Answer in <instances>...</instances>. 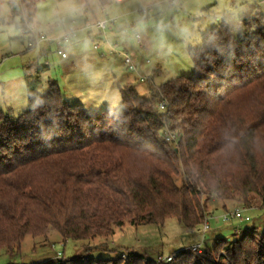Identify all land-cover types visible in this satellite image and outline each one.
Instances as JSON below:
<instances>
[{
    "label": "trees",
    "instance_id": "obj_1",
    "mask_svg": "<svg viewBox=\"0 0 264 264\" xmlns=\"http://www.w3.org/2000/svg\"><path fill=\"white\" fill-rule=\"evenodd\" d=\"M43 1H7L20 36L31 33ZM238 24V33L224 19L201 33L200 44L187 49L191 76L149 86L148 97L121 87L119 112L71 103L44 78L46 62L24 65L27 108L16 116L0 111V251L18 252L25 236L51 230L90 241L126 224L162 226L174 218L193 231L208 217L209 202L217 203L212 212H227L226 201L237 196L244 207L262 209L264 15L257 10ZM232 232L200 254L170 253V262L127 252L37 264H264V230Z\"/></svg>",
    "mask_w": 264,
    "mask_h": 264
},
{
    "label": "rangeland",
    "instance_id": "obj_2",
    "mask_svg": "<svg viewBox=\"0 0 264 264\" xmlns=\"http://www.w3.org/2000/svg\"><path fill=\"white\" fill-rule=\"evenodd\" d=\"M7 1L4 0L5 15L0 18V111L11 110L15 116L27 108L22 69L28 62H46L49 69L44 78L56 81L71 103H80L91 111L110 109L119 112L122 108L121 87L131 85L140 96L148 97L149 86L156 87L179 76H191L193 64L187 49L200 44L201 33L223 19L238 33L241 30L238 24L240 18L252 17L257 10L264 15V0H174V4L169 0H159L153 4L146 0H111L104 7L100 3H86L83 13L77 16L65 12L64 0H45L37 4L30 30L34 36H45L48 42L27 49L26 37L20 36L19 30L11 23ZM78 2L83 3V0ZM105 17L116 20L102 38L105 43L106 37L115 52L102 44L99 45L100 51L94 52L88 35L95 33V30L82 28L85 22L93 23ZM68 31H76L74 42H88L82 51L84 58L80 63H75L72 71L61 66L54 44L49 43L51 39L61 36V32ZM135 35L140 43L135 41ZM74 42L64 46L70 54H73ZM42 48H49V52L41 54ZM119 51L131 57L138 72L142 71L148 76L146 81L141 82L136 73L127 70ZM100 52L102 57L99 56ZM85 57L88 62L91 57L92 62H98L94 65L92 78L85 74L83 80L77 81L74 75L84 65ZM156 68L159 74L154 75ZM41 85V89H45L46 84ZM238 199L237 196L226 201L227 212L222 209L212 212L217 204L215 201L206 205L209 231L202 241V226L189 231L174 218L165 220L162 226L150 224L133 227L126 224L115 230L111 237H97L90 241L64 240L59 233L51 230L43 236H25L18 252L8 254L0 251V264H37L76 257L116 259L127 252L156 260L158 256L175 254L201 242L205 243L201 248L211 249L216 238H234L233 227L241 231L252 226L264 230V205L262 209H248ZM235 209H245L242 220L230 219L224 223L221 219L223 214ZM57 253L62 255L58 257Z\"/></svg>",
    "mask_w": 264,
    "mask_h": 264
},
{
    "label": "built area",
    "instance_id": "obj_3",
    "mask_svg": "<svg viewBox=\"0 0 264 264\" xmlns=\"http://www.w3.org/2000/svg\"><path fill=\"white\" fill-rule=\"evenodd\" d=\"M115 1L120 2L122 0H115ZM169 2L171 4H174V0H169ZM102 21H103V26H101ZM115 22H116L115 19L105 17L103 19L94 21L93 23L85 22L82 29L88 30V31L95 30V32L100 37L103 38L104 37L103 35H106V32L111 30V27H112V25H114ZM23 35H24L23 37H26V39H27V41H26V48L27 49L34 48V47H36V46H38L44 42H48V39L43 35L34 36L32 34V32L28 33V34H23ZM76 36H77L76 31H68V32H65V35H61L58 38L51 39L50 42L52 44H54V46H55V54L57 56H59V58L65 59L67 57V55L64 51V46L68 45L71 41H73L76 38ZM134 38H135V41L137 43H140V39L137 35H135ZM104 41H105V46H107L111 52H115V50L113 49L114 48L113 45H111L105 38H104ZM93 48L95 50H98L99 45L94 44ZM118 54L123 58L124 65L126 66L127 70L129 72L136 73L140 77V79L143 80L144 76L139 74L138 68L133 63L131 57L128 54H126L124 51H119ZM159 109L164 110L165 105L163 103H161L159 105ZM166 141L174 143L175 142V136L172 134H167ZM244 212H245V209H235L230 213H224L221 219L224 223H227L230 219H237V220L241 221L242 215ZM201 226L202 227H201L200 233L202 235V239L200 241H202L204 239V235H205L206 231L209 229L207 219L202 223ZM202 244H203V242H201L195 246H192L189 249L200 254ZM57 256H60V253H57ZM172 258H173V256H170V255L165 256V257L158 256L157 261L170 262L172 260Z\"/></svg>",
    "mask_w": 264,
    "mask_h": 264
},
{
    "label": "crops",
    "instance_id": "obj_4",
    "mask_svg": "<svg viewBox=\"0 0 264 264\" xmlns=\"http://www.w3.org/2000/svg\"><path fill=\"white\" fill-rule=\"evenodd\" d=\"M121 2V1H120ZM97 21V20H96ZM57 34V33H56ZM88 37H89V40H90V44H92V47H91V49H92V51H94V52H98V51H100L99 49H98V51L97 50H95L94 48H93V45L94 44H98V45H100V44H102V45H104L105 46V43H103V39H102V37H100L96 32L94 33H90L89 35H88ZM76 39V38H75ZM75 39L73 40V41H71L68 45H70L71 43H73L74 41H75ZM105 39H106V37H105ZM85 41V42H84ZM80 40V41H77V42H74V44H73V47H74V51H73V54H70V53H68L65 49H64V51H65V53H66V55H67V57L65 58V59H61V58H59V56H57L56 54V57L58 58V61H59V63L61 64V66L63 67V68H65V70H70V71H72L74 68H75V63H80V60L81 59H83L84 58V56L82 55V51H84L85 50V48H86V45L88 44V42L86 41V40ZM67 46V45H66ZM44 47V46H43ZM44 48H42V50H43ZM49 49V48H48ZM99 56L100 57H102L103 56V54L100 52V54H99ZM92 58V57H91ZM90 58V59H91ZM89 59V62H88V58L87 57H85V61H83V62H85L84 63V65H82L81 66V68L79 69L78 68V70L76 71L77 72V74H75L74 76L76 77L75 79L77 80V81H79V80H83L84 78V75L85 74H88V75H90V78H92V73H93V70H94V65L98 62L97 60L96 61H94V62H92L93 60L91 59L90 60ZM141 67H142V64H140L139 65V68L141 69ZM76 68H77V66H76ZM139 69V70H140ZM158 71V68H156L155 70H153V71ZM22 71H23V69H22ZM79 71V72H78ZM75 72V73H76ZM143 72L141 71L139 74H142ZM74 74V73H73ZM148 75V74H147ZM78 85V84H77ZM61 89V88H60ZM65 95V94H64ZM66 96V95H65Z\"/></svg>",
    "mask_w": 264,
    "mask_h": 264
},
{
    "label": "clouds",
    "instance_id": "obj_5",
    "mask_svg": "<svg viewBox=\"0 0 264 264\" xmlns=\"http://www.w3.org/2000/svg\"><path fill=\"white\" fill-rule=\"evenodd\" d=\"M147 3L153 4L158 3L159 0H146ZM99 4L100 0H83V3H79L78 0H64V10L70 16H77L83 13L84 4ZM5 15V3L4 0H0V18ZM103 26V21L101 22ZM60 35H65L64 32H61Z\"/></svg>",
    "mask_w": 264,
    "mask_h": 264
}]
</instances>
